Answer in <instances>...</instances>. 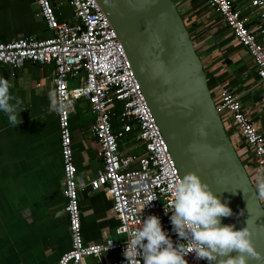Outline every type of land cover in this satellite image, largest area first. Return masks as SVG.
Returning <instances> with one entry per match:
<instances>
[{"label":"built area","instance_id":"built-area-1","mask_svg":"<svg viewBox=\"0 0 264 264\" xmlns=\"http://www.w3.org/2000/svg\"><path fill=\"white\" fill-rule=\"evenodd\" d=\"M67 3L72 11V23L57 20L50 0H33L36 13L50 34L41 39L15 37L0 41V65L11 69L24 62L52 63V89L62 92L72 103V108L63 115L55 113L63 210L69 234V249L55 264H86V258L93 260L89 264H127L123 255L127 234L138 228L148 215L158 216L163 229L174 242L178 241L169 219L171 212L165 214L164 204L171 199L169 188L179 177L122 45L100 6L95 0H67ZM207 4L248 53L256 77L264 82V47L256 38L257 35L264 38V0H248V6L259 12L254 29L246 26L245 17L230 0H207ZM69 79L77 80L76 84L69 86ZM211 97L228 135L237 134L247 148L249 159L259 170L264 168V136L242 110L237 94L221 88ZM79 99L87 103L92 114L90 133L101 162L94 176L85 180L75 177L68 127L69 113ZM114 103L119 104L116 130L110 123ZM127 134L132 135L138 153L120 150L119 141ZM81 181L91 190L104 187L117 221L113 229L115 237L107 236L96 242L82 240L77 203V193L84 189ZM153 197L156 199L145 206ZM105 254L110 257L103 259ZM186 259L188 264H205L195 259L193 253ZM137 264H141L139 258Z\"/></svg>","mask_w":264,"mask_h":264},{"label":"crops","instance_id":"crops-1","mask_svg":"<svg viewBox=\"0 0 264 264\" xmlns=\"http://www.w3.org/2000/svg\"><path fill=\"white\" fill-rule=\"evenodd\" d=\"M205 72L211 94L226 88L237 94L240 105L254 128L264 136V82L258 80L254 64L245 49L234 39L219 14L207 0H172ZM254 29L258 10L248 0H230ZM58 21L72 23L67 0H50ZM33 0H0V41L15 37H47L50 32L36 13ZM264 47V38L256 36ZM0 77L8 79L10 91L22 101L23 123L11 126L0 112V264H55L69 249L66 218L56 215L63 209L61 158L55 113L48 114V92L53 64L24 62ZM77 80L69 79V86ZM82 114V117H81ZM92 114L79 99L68 116L72 161L76 179L94 176L100 166L98 146L90 133ZM132 136V135H131ZM130 136V137H131ZM125 137V136H124ZM124 137L122 139H124ZM231 142L253 184L259 169L249 159L247 148L237 136ZM132 142L120 150L139 152ZM80 232L84 242L112 236L117 223L110 210L104 187L78 191ZM264 209V203H261ZM109 254L102 256L103 259ZM86 264L93 260L86 258Z\"/></svg>","mask_w":264,"mask_h":264},{"label":"water","instance_id":"water-1","mask_svg":"<svg viewBox=\"0 0 264 264\" xmlns=\"http://www.w3.org/2000/svg\"><path fill=\"white\" fill-rule=\"evenodd\" d=\"M95 1L122 45L178 177L197 172L228 204L233 215L222 218V225L238 230L249 219L254 233L264 230L263 206L215 111L201 61L172 0ZM201 127L206 136L194 134ZM253 240L264 252V234Z\"/></svg>","mask_w":264,"mask_h":264},{"label":"clouds","instance_id":"clouds-1","mask_svg":"<svg viewBox=\"0 0 264 264\" xmlns=\"http://www.w3.org/2000/svg\"><path fill=\"white\" fill-rule=\"evenodd\" d=\"M11 87L8 79L0 77V112L16 127L23 123L20 113L25 108L10 91ZM48 98V114L63 115L72 108L71 101L55 89L48 92ZM194 134L206 136L207 132L201 127ZM81 184L82 188L87 187L83 181ZM254 190L256 198L264 203V168L255 176ZM169 193L171 199L164 204V211L171 212L169 219L178 241L171 239L158 216L148 215L138 228L127 234L123 252L127 264H137L138 258L141 264H188L186 257L190 253L207 264H249L250 261L264 264V252L257 250L253 240L254 235L264 234V230L254 233L249 219L238 230L233 224L222 225L221 219L232 216V209L197 172H185L174 181ZM154 199L146 201L145 206ZM239 215H243V210Z\"/></svg>","mask_w":264,"mask_h":264},{"label":"trees","instance_id":"trees-1","mask_svg":"<svg viewBox=\"0 0 264 264\" xmlns=\"http://www.w3.org/2000/svg\"><path fill=\"white\" fill-rule=\"evenodd\" d=\"M113 107L114 108L112 109V113H111V117H110V123H111L112 129L113 130H116L117 129V126L119 124L118 119H117L118 112H119V104L118 103H114V106ZM130 136H131V134H127L124 138L125 139H127V138L131 139L132 136L131 137ZM119 147H120V144H119Z\"/></svg>","mask_w":264,"mask_h":264},{"label":"rangeland","instance_id":"rangeland-1","mask_svg":"<svg viewBox=\"0 0 264 264\" xmlns=\"http://www.w3.org/2000/svg\"><path fill=\"white\" fill-rule=\"evenodd\" d=\"M56 116V115H55ZM81 117H82V114H81ZM132 140L131 139H129V138H127V139H121V144H122V147H126L127 145H129L130 144V142H131Z\"/></svg>","mask_w":264,"mask_h":264}]
</instances>
